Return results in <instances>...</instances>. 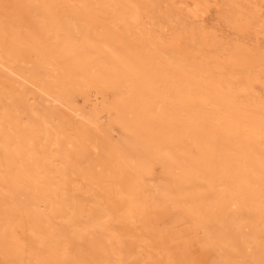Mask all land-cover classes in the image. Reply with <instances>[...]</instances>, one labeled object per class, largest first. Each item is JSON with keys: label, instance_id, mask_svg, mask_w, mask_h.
I'll return each mask as SVG.
<instances>
[{"label": "rangeland", "instance_id": "obj_1", "mask_svg": "<svg viewBox=\"0 0 264 264\" xmlns=\"http://www.w3.org/2000/svg\"><path fill=\"white\" fill-rule=\"evenodd\" d=\"M129 1L0 0V264H264V101L201 63L262 23Z\"/></svg>", "mask_w": 264, "mask_h": 264}, {"label": "bare ground", "instance_id": "obj_2", "mask_svg": "<svg viewBox=\"0 0 264 264\" xmlns=\"http://www.w3.org/2000/svg\"><path fill=\"white\" fill-rule=\"evenodd\" d=\"M105 1V0H104ZM124 1V0H123ZM152 1V0H151ZM190 1V0H189ZM195 0H193L192 2H194ZM197 1V0H196ZM201 1V0H199ZM214 1V0H213ZM230 3H229V2ZM111 2V1H110ZM109 2V3H110ZM115 2V1H112ZM111 2V3H112ZM131 4L134 5V10L131 13V15L129 16V19L135 24L136 28L137 25L141 26V25H145V19L149 18L150 19V12L149 9L150 7L148 6L147 2L145 0H130L129 1ZM203 3L206 2L202 1ZM127 3V1H126ZM215 3V2H214ZM227 3L229 5L233 4L235 9L237 10V8L240 7L237 5H242L244 7V5L248 8V12L250 13V17L251 19H255L259 22H255L257 23H262V26L260 29H262L261 34H264V16H262L263 11H264V0H227ZM193 4V3H192ZM206 4V3H205ZM205 4H202L201 2H195V6L192 10V13L194 14V17L198 16H202L203 14H205L206 10L208 12V6H206ZM209 4V3H208ZM216 4V3H215ZM214 4V5H215ZM106 5V4H105ZM128 5V4H127ZM130 5V4H129ZM128 5V6H129ZM151 5V4H150ZM228 5V6H229ZM232 5V6H233ZM106 7V6H105ZM132 7V6H129ZM108 8V7H107ZM106 8V9H107ZM114 9V7H112ZM208 8V9H207ZM242 8V7H241ZM192 9V8H191ZM217 9V8H216ZM221 9V7L219 8ZM245 11V7L243 8ZM218 10V9H217ZM216 10V11H217ZM238 10V11H239ZM115 11V10H114ZM242 11V10H241ZM240 11V12H241ZM116 12V11H115ZM228 12L229 11H225ZM232 12V11H231ZM117 13V12H116ZM233 13V12H232ZM236 13V12H235ZM242 13H244L242 11ZM123 14V13H122ZM191 14V13H190ZM245 14V13H244ZM112 15V14H111ZM124 15V14H123ZM126 15V14H125ZM189 15V14H188ZM225 15V14H224ZM231 15V14H230ZM236 15V14H235ZM234 15V16H235ZM247 15V14H246ZM171 16V15H169ZM226 16V17H225ZM224 18L227 21V15H225ZM234 16L231 17L234 18ZM248 16V17H249ZM128 17V15H127ZM126 17V18H127ZM192 17V16H191ZM193 17V18H194ZM220 17V16H219ZM240 17V16H239ZM247 17V16H246ZM118 18V16H117ZM230 18V17H229ZM236 20L234 21V29L245 33L246 31L248 32V24L245 25L243 24L241 17L240 18H235ZM116 20V19H115ZM119 20V19H118ZM116 20V21H118ZM124 20V18H123ZM234 20V19H233ZM198 21V20H197ZM225 21V22H226ZM245 21V20H243ZM250 20L248 19L247 23ZM120 22V20H119ZM179 22V21H177ZM229 22V21H228ZM253 22V21H252ZM117 23V22H116ZM115 23V24H116ZM129 23V22H128ZM149 23V22H148ZM201 23V22H200ZM233 23V22H232ZM121 25L122 20H121ZM120 24H116L117 28L119 27ZM130 24V23H129ZM196 24V23H195ZM229 24V23H228ZM255 24V26H256ZM125 25V24H124ZM123 25V26H124ZM199 25V24H198ZM261 25V24H260ZM259 25V26H260ZM127 26V25H126ZM129 26V25H128ZM127 26V27H128ZM147 26V25H146ZM150 25H148L149 27ZM172 28V25H170ZM206 26V25H205ZM253 26V25H251ZM258 26V25H257ZM145 27V26H144ZM196 27V26H195ZM122 28V27H121ZM126 28V27H125ZM142 28V27H141ZM140 28V29H141ZM187 28V27H186ZM193 28V27H191ZM257 28V27H256ZM133 29V28H132ZM175 29V28H174ZM259 29V30H260ZM117 30V29H116ZM121 30V29H120ZM119 30V31H120ZM131 30V29H130ZM134 30V29H133ZM144 30V29H143ZM150 30V29H149ZM196 30V29H195ZM254 30V29H253ZM258 30V31H259ZM175 31V30H174ZM192 31V30H191ZM200 31V30H199ZM207 31V30H205ZM216 31V30H214ZM261 31V30H260ZM259 31V32H260ZM127 32V31H126ZM125 32V33H126ZM150 32V31H149ZM177 32V31H175ZM257 32V31H256ZM121 33V31H120ZM123 33V32H122ZM144 33V32H143ZM159 33V32H158ZM157 33V34H158ZM202 33V32H201ZM213 33V31H212ZM215 33V32H214ZM241 33V34H242ZM251 33V31H250ZM258 33V32H257ZM132 34V32H131ZM140 34V33H139ZM145 34V33H144ZM150 34V33H149ZM156 34V35H157ZM185 34V33H184ZM182 34V35H184ZM189 34H191L189 32ZM196 34V33H195ZM211 34V32H210ZM260 34V35H261ZM119 35V34H118ZM130 35V34H129ZM151 35V34H150ZM148 35V36H150ZM193 35V32H192ZM202 35V34H201ZM213 35V34H212ZM211 35V36H212ZM244 35V34H243ZM247 35V33H246ZM204 37V41H205V49L203 50V52H201V59H202V66L205 69L207 74H210L212 79H213V83L215 85V89L218 88L221 91H224L225 93H228L230 95H250L253 98L256 99H260L261 101H264V48H259V44L260 42H258L257 40V47H254V45H256L255 41V37H254V41H249L248 45H251V42H253L254 45L247 46V42H240V40L237 42L233 41L235 39H230L233 43V45H225L222 43H219L216 41L215 38H208L209 36L205 33V36L202 35ZM208 36V37H206ZM252 37V35H250ZM253 36H256L253 34ZM122 37V36H121ZM142 37V36H141ZM173 37V35H172ZM191 37V36H190ZM206 37V38H205ZM215 37V36H212ZM241 37V36H240ZM243 37V36H242ZM241 37V38H242ZM118 38V37H117ZM116 38V39H117ZM131 38V37H130ZM143 38V37H142ZM146 38V37H145ZM157 38V37H156ZM169 38V37H168ZM200 38V36H199ZM233 38V37H232ZM235 38V37H234ZM249 38V33H248V37ZM245 38V40L247 39ZM129 39V38H128ZM167 39V37H166ZM203 39V38H202ZM141 40V38H140ZM219 40V38L217 39ZM222 40V39H221ZM237 40V39H236ZM244 40V37H243ZM241 39V41H243ZM248 40V39H247ZM186 41V40H185ZM204 41H201L204 43ZM237 43V44H234ZM240 42V44H239ZM131 43V42H130ZM135 43V42H134ZM163 43V42H162ZM167 43V42H166ZM165 43V44H166ZM223 43H227V42H223ZM231 43V42H230ZM231 43V44H232ZM161 44V43H160ZM173 46H177V47H181L183 49H185V44L183 43V40L179 37H176L172 40L171 43ZM202 44V43H201ZM150 45V44H149ZM162 45V44H161ZM164 45V44H163ZM167 45V44H166ZM157 46V45H156ZM198 46V45H197ZM203 46V45H202ZM264 46V45H263ZM165 47V45H164ZM199 47V46H198ZM133 48V47H132ZM149 48V47H148ZM151 48V47H150ZM137 49V48H136ZM135 49V50H136ZM188 49V48H187ZM190 49V48H189ZM129 50V48H128ZM131 50V49H130ZM133 50V49H132ZM155 50V49H154ZM161 50V49H160ZM163 50V49H162ZM121 51V50H119ZM177 51V50H176ZM186 51V50H185ZM188 51V50H187ZM199 51V50H198ZM122 52V51H121ZM127 52V51H126ZM152 52V51H151ZM124 53V52H123ZM153 53V52H152ZM196 53V52H195ZM189 54V52H188ZM150 55V54H148ZM154 55V54H153ZM156 55V54H155ZM163 55V54H162ZM191 55V54H190ZM199 55V54H198ZM172 56V55H171ZM194 56V55H193ZM160 57V56H159ZM193 58V57H192ZM130 59V57H129ZM159 59V58H158ZM161 59V58H160ZM126 61V59H124ZM197 60V59H196ZM133 61V60H132ZM195 61V60H194ZM134 62V61H133ZM192 62V61H191ZM185 63V62H184ZM188 63V62H186ZM168 64V63H166ZM163 65V64H162ZM179 66V65H178ZM137 67V66H136ZM173 69V68H172ZM183 69V68H182ZM140 71V70H139ZM194 77V76H193ZM143 78V76H142ZM217 94V93H216ZM221 94V93H220ZM224 95V94H223ZM93 96L96 98V94ZM226 96V94H225ZM223 97V96H221ZM227 97H225L226 99ZM229 98V96H228ZM250 99V98H249ZM233 100V99H232ZM253 101V100H252ZM256 101V100H255ZM229 102V101H228ZM259 102V100H258ZM161 105V104H160ZM238 106V105H237ZM239 107V106H238ZM257 107V106H256ZM241 108V107H240ZM222 110V109H221ZM226 110V108H225ZM224 111V110H222ZM227 111V110H226ZM231 112V111H230ZM263 113V112H262Z\"/></svg>", "mask_w": 264, "mask_h": 264}]
</instances>
